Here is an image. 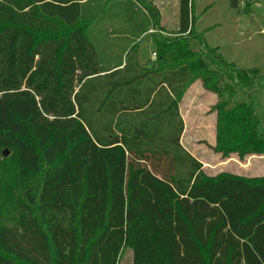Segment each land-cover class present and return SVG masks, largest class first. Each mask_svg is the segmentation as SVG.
Returning <instances> with one entry per match:
<instances>
[{
	"label": "trees",
	"instance_id": "trees-1",
	"mask_svg": "<svg viewBox=\"0 0 264 264\" xmlns=\"http://www.w3.org/2000/svg\"><path fill=\"white\" fill-rule=\"evenodd\" d=\"M106 17L126 18L130 41L163 29L146 0H0V149L15 151L23 197L0 221V264H119L127 249L132 264H264V177H205L181 143L196 79L219 95L218 137L264 151L236 100L253 71L203 41L193 51L195 0L154 37L157 68L132 42L102 47Z\"/></svg>",
	"mask_w": 264,
	"mask_h": 264
},
{
	"label": "rangeland",
	"instance_id": "rangeland-1",
	"mask_svg": "<svg viewBox=\"0 0 264 264\" xmlns=\"http://www.w3.org/2000/svg\"><path fill=\"white\" fill-rule=\"evenodd\" d=\"M146 1L159 10L162 31L150 27L149 32L139 33L130 41L126 18L106 17L97 26V32L101 33L98 38L102 47L110 48V54L121 55L128 45L137 44L141 67L157 68L160 67L158 61L151 60L152 54L158 53L154 37L169 38L176 33L177 2L165 0V5L159 0ZM195 16V32L199 36L191 40L194 52L203 51V41L208 49L218 48L228 63L253 71L250 74L253 77L251 89L239 94L236 100L252 106L264 140V0H237L236 7L232 6L231 0H195ZM219 101V95L205 88L200 80L195 79L187 86L180 102V115L185 123L182 145L203 164L205 177L221 174L250 179L264 177V151L247 149L243 146L246 140L242 138L232 143L227 136L218 137L216 107ZM239 134L235 132L234 137ZM5 150L9 152L7 157H3ZM5 150L0 149V221L11 224L18 217V204L23 197L15 151ZM119 264H132L129 249L123 252Z\"/></svg>",
	"mask_w": 264,
	"mask_h": 264
},
{
	"label": "crops",
	"instance_id": "crops-1",
	"mask_svg": "<svg viewBox=\"0 0 264 264\" xmlns=\"http://www.w3.org/2000/svg\"><path fill=\"white\" fill-rule=\"evenodd\" d=\"M159 2H161V4H167V2H165V0H159ZM176 9H177V15H178V22H179V0H176ZM151 60H153V54H152V58ZM154 61V60H153ZM183 119V118H182ZM184 121V120H183ZM185 131V130H184ZM184 134V133H183ZM183 137V136H182ZM181 143H182V139H181ZM186 149V148H185ZM189 152V151H188Z\"/></svg>",
	"mask_w": 264,
	"mask_h": 264
},
{
	"label": "water",
	"instance_id": "water-1",
	"mask_svg": "<svg viewBox=\"0 0 264 264\" xmlns=\"http://www.w3.org/2000/svg\"><path fill=\"white\" fill-rule=\"evenodd\" d=\"M3 155H4V157H7L9 155V152L7 150H5Z\"/></svg>",
	"mask_w": 264,
	"mask_h": 264
},
{
	"label": "built area",
	"instance_id": "built-area-1",
	"mask_svg": "<svg viewBox=\"0 0 264 264\" xmlns=\"http://www.w3.org/2000/svg\"><path fill=\"white\" fill-rule=\"evenodd\" d=\"M153 60L154 61L156 60V54L155 53L153 54Z\"/></svg>",
	"mask_w": 264,
	"mask_h": 264
}]
</instances>
